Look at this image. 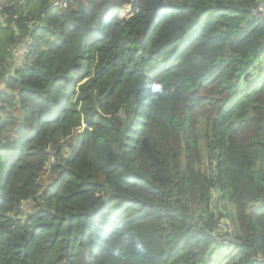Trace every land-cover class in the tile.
Listing matches in <instances>:
<instances>
[{
    "label": "trees",
    "instance_id": "1",
    "mask_svg": "<svg viewBox=\"0 0 264 264\" xmlns=\"http://www.w3.org/2000/svg\"><path fill=\"white\" fill-rule=\"evenodd\" d=\"M55 1L2 3L0 264H264L258 0Z\"/></svg>",
    "mask_w": 264,
    "mask_h": 264
},
{
    "label": "built area",
    "instance_id": "2",
    "mask_svg": "<svg viewBox=\"0 0 264 264\" xmlns=\"http://www.w3.org/2000/svg\"><path fill=\"white\" fill-rule=\"evenodd\" d=\"M5 0H0V19L3 18L2 13L5 11L4 5L2 4ZM134 2L135 0H131ZM55 6L61 7V8H67V0H57L54 3ZM132 5H125L123 8V11L121 13V19L122 20H129L133 14ZM252 15L256 20H259L260 22L264 23V0H258V5L255 6V8L252 10ZM35 46V40L33 38H29L25 42V46L23 47V58H22V64L26 62V58L28 55H30V52L32 48ZM3 91L5 90V86H3ZM1 106V103H0Z\"/></svg>",
    "mask_w": 264,
    "mask_h": 264
},
{
    "label": "rangeland",
    "instance_id": "3",
    "mask_svg": "<svg viewBox=\"0 0 264 264\" xmlns=\"http://www.w3.org/2000/svg\"><path fill=\"white\" fill-rule=\"evenodd\" d=\"M21 54H24V52L22 51ZM216 207H217V204L215 202H213V212L216 213V214L221 213V212L217 211ZM229 229L232 231L233 228L231 226H226V224H224L220 228H218V230L220 231V236H225L226 237V232L229 231ZM231 237L232 236L227 237V238H231ZM230 253H231V251H230Z\"/></svg>",
    "mask_w": 264,
    "mask_h": 264
},
{
    "label": "clouds",
    "instance_id": "4",
    "mask_svg": "<svg viewBox=\"0 0 264 264\" xmlns=\"http://www.w3.org/2000/svg\"><path fill=\"white\" fill-rule=\"evenodd\" d=\"M123 8H124V7H123ZM122 11H123V9L121 10V12H120V14H119V19H120V20H122V19H121V13H122ZM85 128H86V126L83 127V129H85ZM136 248H137L138 251H143V244L137 242V244H136Z\"/></svg>",
    "mask_w": 264,
    "mask_h": 264
},
{
    "label": "water",
    "instance_id": "5",
    "mask_svg": "<svg viewBox=\"0 0 264 264\" xmlns=\"http://www.w3.org/2000/svg\"><path fill=\"white\" fill-rule=\"evenodd\" d=\"M2 88H3V86H2ZM0 94H1V89H0Z\"/></svg>",
    "mask_w": 264,
    "mask_h": 264
}]
</instances>
